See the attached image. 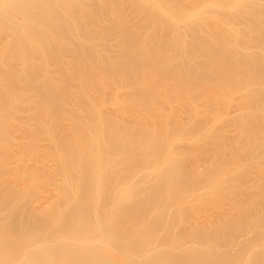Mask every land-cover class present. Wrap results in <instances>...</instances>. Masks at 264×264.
<instances>
[{"label":"bare ground","instance_id":"obj_1","mask_svg":"<svg viewBox=\"0 0 264 264\" xmlns=\"http://www.w3.org/2000/svg\"><path fill=\"white\" fill-rule=\"evenodd\" d=\"M185 1L133 0V45L119 19L118 39L85 53L71 39L87 44L81 15L127 0H0V264H264V0H204L193 13ZM98 62L114 76L133 63L127 91L102 93L115 117L97 94L71 100L76 64L87 78ZM156 96L189 111L138 123ZM225 115L253 138L226 136L224 149L211 128L192 145L171 139ZM225 191L235 195L217 208Z\"/></svg>","mask_w":264,"mask_h":264},{"label":"rangeland","instance_id":"obj_2","mask_svg":"<svg viewBox=\"0 0 264 264\" xmlns=\"http://www.w3.org/2000/svg\"><path fill=\"white\" fill-rule=\"evenodd\" d=\"M188 1H191V2H188ZM196 1V2H195ZM195 1H192V0H187V1H185L187 4H189V9L190 10H192V13H193V11H194V9L196 8V6H197V4H199L198 6L199 7H197L195 10H199L200 9V7L203 5V3H204V0H195ZM234 1H238V0H234ZM195 2V3H194ZM136 2H134L133 3V0H127V2L126 3H124V4H122L121 2H120V4H121V6H120V4H119V6L117 7L116 6V4L115 5H112L113 7H106L105 9H100V8H98V16L97 17H93V15L90 13V12H88V10H86L85 11V13H84V15H81V18L82 19H84V20H88V23H89V26L86 28V30L85 31H83L82 33H81V35H83V36H85V35H87L90 31V34H88V36L85 38V41L87 42V44H85V45H80L79 44V42L77 41V37H78V35H74L71 39L74 41V44H73V46H72V48L73 49H75L76 51H79V52H81V51H83V52H85V53H89L90 51H91V48L90 47H92V48H95V49H98V48H107L108 47V44L110 43V42H114V41H116L117 39H118V37H115L116 36V34H114V33H112V29H115L112 25L114 24V23H116V21H118L119 19L120 20H122V21H119V23H125L126 24V26L124 27L125 28V37H126V39L128 40V41H130L131 42V44L133 45V21L135 20H133V18H132V16H134L135 15V12H138V13H142L140 10H133V4H135ZM194 4V5H193ZM186 5V4H185ZM196 5V6H195ZM114 6H116V7H114ZM192 6H195V8L193 9L192 8ZM98 6H97V4H95V5H93V6H91L90 8H97ZM186 7L188 8V5H186ZM110 9V10H107V9ZM114 8V9H113ZM112 9V10H111ZM112 11V12H111ZM195 12V11H194ZM112 16H111V15ZM145 14H147V19L148 20H150V18L148 17L149 16V11H146L145 12ZM80 15V14H79ZM233 16H234V14H233ZM233 18V17H232ZM240 18H242V16L241 15H235L234 16V18H233V20H235V22H236V20L238 21ZM124 21V22H123ZM195 21V20H194ZM136 22H139V23H142V20L141 19H138V21H136ZM195 23H199V22H196L195 21ZM141 25V24H140ZM141 33L142 34H140L141 36L144 34H146V31H145V28H141ZM181 31L183 32V30L181 29ZM186 31V29L184 28V32ZM223 32H225V30L223 31ZM228 31L226 30V32H225V34H223L222 35V38L223 39H225V41L223 42V46L224 45H227V41H228V39H229V36H228V33H227ZM167 32H163L162 31V29H161V35L163 36V35H165ZM3 35L4 36H6V33H1L0 34V40H1V38L3 37ZM143 35V36H144ZM108 36H110V37H115L113 40H111L110 42H106L105 44H103L101 41H103L102 39H104L105 37H108ZM170 36V35H169ZM226 36V37H225ZM203 37H205V36H203ZM4 38V37H3ZM2 38V39H3ZM169 38V37H168ZM166 39V38H165ZM99 42H101V46H99L98 47V43ZM245 46H246V44H244V41H241V46H240V49L241 50H244L245 49ZM93 61H98V59L97 58H94L93 59ZM84 65L85 64H82V63H80V64H76V67H75V70H74V72H73V75H72V77H71V79H70V81H71V83L70 84H74V86H73V91L75 90V86L77 87L76 88V93L77 94H74V96L72 95V97H74V98H72L71 100L73 101V102H75V100L78 102V100H80V102H81V96L82 95H80V94H78V92L80 93L81 92V94H82V92H83V95L85 94V92L84 91H87V93H90V94H92V93H94L95 95L97 94V97H99V95H100V97L99 98H101L102 99V93L103 92H107L108 91V88L110 87V89L109 90H111V86L113 85V87L115 86V85H117L116 87H118L117 89H116V91L118 92V93H120V92H124L125 90L127 91L128 90V84H129V82L130 81H132L133 80V72H132V69H133V63H131V64H127L126 62H123L122 63V65H119V70H120V72H121V75H119V74H117V73H115V76H114V74L113 73H106V72H104V70H109V67H108V65L107 64H105V63H101V62H98V66L99 67H101V69L100 68H98V67H95L94 69H93V71H94V75H97L99 72H101V74L100 75H97V76H95V77H93L94 75H92V76H90V77H87V78H91V79H89V80H87L88 81V83H86L85 82V80L87 79V78H83L82 77V68L84 67ZM157 67H165L166 65H164V64H162V66H158V65H156ZM52 67V66H51ZM135 68L136 69H139L140 68V66L139 65H135ZM116 74L118 75L117 77H116ZM43 78H44V76H43ZM57 82V81H56ZM76 83V84H75ZM80 85V86H79ZM79 87V88H78ZM80 87H82V88H80ZM80 90V91H79ZM248 91V90H247ZM116 92V93H117ZM118 93H117V95H118ZM246 93V89H242V90H240V91H238L235 95L233 94L232 95V97L231 98H234V97H236L237 95L238 96H240V94H242L241 96H244V94ZM94 94H92V96H93V98L95 99V96H94ZM121 94V93H120ZM228 94V93H227ZM247 94V93H246ZM75 95H76V97H77V95H80L79 96V98H76L75 97ZM220 95H222V97H220V96H218V97H220L218 100H217V102L218 103H220L219 104V106L221 107L219 110L221 111V114H222V111H224L225 112V109L227 108V106L229 105H227V102L229 103V101H227V100H229V96H227L226 94H225V92L224 93H220ZM225 95H226V97H227V99L225 98ZM108 96H110V98L112 97V96H114V94H111V93H109L108 94ZM131 96H132V94H131ZM81 97V98H80ZM96 97V100L97 99H99V98H97ZM172 97H173V95H172ZM172 97L170 98V101L171 100H173V99H177L176 97L175 98H173L172 99ZM110 98H108L107 97V99L106 100H108V101H104L103 99L101 100V99H99L97 102H96V100L94 101L95 102V104L96 105H99L100 104V101L102 102L101 103V105H99V106H97L98 108L99 107H103L104 108V106H106L105 104H107L108 106H106L107 108H109L110 110H111V107H112V112L114 111V109H113V102H111V101H113V97L111 98V100H110ZM75 99V100H74ZM82 99H84V98H82ZM163 98H160L159 96H156L155 97V100H153V101H151V102H149V103H147L145 106H144V110H143V112L142 113H133V116H136L138 119H136V120H139V122L138 123H141V122H149L150 121V119H155L156 120V126L155 127H160L162 124H163V122H164V120H165V118L167 117V116H170V115H173L174 113L176 114V111L177 110H180V109H182V110H186V111H189V105L188 104H185V105H183L182 106V108H181V105H175L174 103V100H173V104L175 105V106H173V107H166V105H165V102L166 101H163L162 100ZM198 100V101H197ZM196 100V104H197V106L201 109V111H202V113L200 114V116L202 117L203 115H207V113L210 111V110H208V109H205L206 107H204V105L206 106V98L204 97V99H203V101L200 99L199 100V98ZM216 99H212V101H215ZM83 101V100H82ZM104 101V102H103ZM110 101V102H109ZM179 101V100H178ZM212 101H211V104H212ZM76 102V103H77ZM79 102V103H80ZM186 102H188V101H186ZM216 102V101H215ZM109 103H110V105H109ZM185 103V102H184ZM214 103V102H213ZM217 104V103H216ZM102 105H104V106H102ZM165 105V106H164ZM214 105V104H213ZM109 106H111V107H109ZM189 106V107H188ZM211 106V105H210ZM219 106H218V104H217V108H219ZM105 107V108H106ZM123 107V105H122V103H121V108ZM226 107V108H225ZM120 108V107H119ZM225 108V109H224ZM234 108V107H233ZM239 108V107H238ZM248 108V107H247ZM108 109V115H109V117H115V115H114V112L111 114V111ZM54 110V109H53ZM53 110H52V108L51 109H49L46 113H48V114H43L42 116L43 117H41V118H39L41 121H43V123H44V121H49L50 123L52 122V119L53 118H50V114L51 113H49V112H52L53 113ZM129 110H131V111H133V109H129ZM203 110H205L206 112H204ZM208 110V111H207ZM211 110H213V108L211 109ZM218 110V109H217ZM234 110H236V109H234ZM241 111V113H239V112H237L236 114L237 115H241L242 113H243V110H245V108L243 107V110L241 109V108H239L238 109V111ZM247 110V109H246ZM245 110V111H246ZM21 111V112H20ZM19 111V113H22V110H20ZM215 111V110H214ZM223 112V113H224ZM117 113V112H116ZM115 113V114H116ZM209 113H211V112H209ZM213 113V112H212ZM218 113H219V111H218ZM233 113H235V112H233ZM239 113V114H238ZM111 114V115H110ZM220 114V113H219ZM47 115H48V117H47ZM53 115V114H52ZM64 115V112L62 113V115H61V117H59L58 119H60V118H62V117H64V116H66V113H65V115ZM224 115V114H223ZM208 116V117H207ZM206 116V118H209V117H211V116H209V115H207ZM45 117V118H44ZM47 117V118H46ZM199 117V116H198ZM200 117V118H201ZM223 117V116H222ZM221 117V118H222ZM225 118L224 119H220L221 120V123L219 122L220 120H218L217 121V123H212V124H208L207 122H206V124H207V126H206V124L205 125H203L202 124V127H204V126H206L207 128H202L201 126L199 127V126H193L192 128H193V130H192V128H188L187 130H190L191 129V132L190 131H188L187 133H186V131H184L186 134H184V132H183V134L181 133V134H179L178 135V132H177V134H176V137H175V135H173L174 137H172L171 139H173V140H176V141H179L180 143H181V141H182V143H183V141L184 140H186V142L184 141V143H183V145H186L185 143H187V144H190V143H197V141H198V139H200L199 138V135H202V133H203V131L205 130V129H209L210 130V128H211V132L209 131V134L210 135H212V136H214L215 134H217L218 136L217 137H219V134H220V137H222V135L223 134H226V135H224V137H222L221 138V140L223 139V138H225L226 139V136L228 137V141L230 140H232V142H234V143H231L230 141L228 142V141H226L225 139H223V141L225 140L226 142H228L229 143V145H230V143L232 144V145H235L236 144V142L237 143H239L240 141H246L247 140V138L248 137H250V133L252 134L253 132H250L249 133V135H247V134H245V133H243L242 131H244V132H248L247 130H249V131H251L250 129H246V128H236V127H234V125L232 126L231 124H229V123H226V122H222L223 120H226L227 119V122H229L230 120L226 117V115L224 116ZM57 119V120H58ZM203 119H205V117L203 118ZM51 120V121H50ZM56 120V121H57ZM54 121H55V119H54ZM55 121V122H56ZM219 122V123H218ZM231 122V121H230ZM223 123H225V124H227V127L228 126H232L233 128H235V129H233L232 127H231V129H229L228 128V130L227 129H224L226 126L225 125H223ZM53 124H55V123H53ZM215 124H221V126L219 127V126H216ZM215 125V127H216V129L213 127ZM225 126V127H224ZM194 127H196V128H198V129H196V128H194ZM217 127H218V131L220 132L221 130V132L219 133L218 131H217ZM222 127V129H219V128H221ZM200 128V129H199ZM213 128V129H212ZM196 129V130H195ZM204 129V130H203ZM241 130V132L238 134V133H236L237 132V130L238 131H240ZM245 129V130H244ZM193 131V132H192ZM255 131H257V130H255ZM155 133H157L156 131H154L149 137H152ZM180 133V132H179ZM238 134V136L240 137H238V136H236V134ZM234 134H235V136H234ZM178 135V136H177ZM183 135V136H182ZM253 135L254 134H252V136H251V138H253ZM258 136V139H257V141L258 140H261V141H258V142H261V143H264V140L261 138V137H259V134H257L256 132H255V138H254V140H256V137ZM230 138V139H229ZM234 138V139H233ZM238 138L240 139V140H238ZM250 138V139H251ZM261 138V139H260ZM187 140H188V142H187ZM224 141V142H225ZM239 141V142H238ZM178 142V143H179ZM224 143L223 144V142L222 141H220V144H221V146H223V149H224V147L227 145V143ZM192 143V144H193ZM219 143V142H218ZM192 144H190V145H192ZM219 144V145H220ZM232 145H230V146H232ZM229 146V147H230ZM226 147H228V146H226ZM233 147V146H232ZM252 184V183H251ZM229 194H227L226 193V191H225V193H224V196L223 197H225L226 195H228V196H226L225 198H226V202L224 201V200H222V204L220 205L219 203V206H218V204H216L217 205V208H224L225 206L223 205V203H226V204H228L227 203V201L229 202V200H227V197L228 198H232L233 197V194L235 195V193H233L232 191H231V193L229 192V191H227ZM237 192V191H236ZM224 199V198H223ZM224 201V202H223ZM213 206H211V204L209 203V204H207V207L206 208H208V206L209 207H213L214 208V205L215 204H212ZM216 205H215V209H216ZM223 205V206H222ZM195 206V208L196 207H199L198 205L196 206V205H194ZM201 208H202V206H200ZM198 208V209H200V210H202L201 208ZM210 209H212V208H210Z\"/></svg>","mask_w":264,"mask_h":264}]
</instances>
